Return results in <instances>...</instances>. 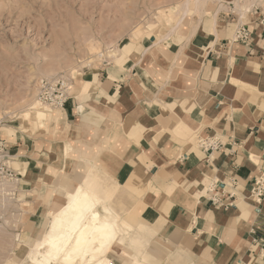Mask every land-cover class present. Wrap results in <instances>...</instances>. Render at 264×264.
Returning <instances> with one entry per match:
<instances>
[{"label": "crops", "instance_id": "obj_1", "mask_svg": "<svg viewBox=\"0 0 264 264\" xmlns=\"http://www.w3.org/2000/svg\"><path fill=\"white\" fill-rule=\"evenodd\" d=\"M206 1L216 4L128 37L72 74L64 108L36 105L11 118L3 135L15 177L0 209L15 211L4 224H39L58 195L90 175L122 215L158 226L169 260L264 264V200L251 197L264 171L259 1ZM241 22L248 43L233 40ZM199 137L222 146L204 150Z\"/></svg>", "mask_w": 264, "mask_h": 264}, {"label": "rangeland", "instance_id": "obj_2", "mask_svg": "<svg viewBox=\"0 0 264 264\" xmlns=\"http://www.w3.org/2000/svg\"><path fill=\"white\" fill-rule=\"evenodd\" d=\"M185 1L188 0H0V119L5 124L2 130H6L17 112L40 105L35 100L39 78L57 74L71 78L88 60L94 63L111 56V49L118 42L158 34L161 29L176 25L183 17ZM215 4L189 0L187 12L200 10L198 5L206 8ZM100 51L103 58L97 59ZM3 180L8 179L0 176V182ZM9 198V192H0V201L8 203ZM14 211L0 209V264H29V246L38 232L47 227V219H39V224L32 226L4 224V218ZM147 226L150 225L145 223L138 229L133 241L144 250L153 243L163 257L168 244L159 238L156 224H151L154 234L148 232ZM111 258L115 264L123 263L118 253H111ZM179 260L178 254L173 253L167 264H182Z\"/></svg>", "mask_w": 264, "mask_h": 264}, {"label": "bare ground", "instance_id": "obj_3", "mask_svg": "<svg viewBox=\"0 0 264 264\" xmlns=\"http://www.w3.org/2000/svg\"><path fill=\"white\" fill-rule=\"evenodd\" d=\"M188 2H184L182 16L187 14ZM96 55L97 59L103 58L101 51ZM90 63L88 60L87 64ZM89 176L73 188L69 186L55 198L54 208L47 209V227L38 232L27 251L29 264H115L113 252L122 256L121 264H166L173 250L168 249L169 253L162 257V251L153 243L144 250L133 241L145 223H133L122 215L112 205L114 194L104 197L89 184ZM8 182H0V191ZM148 224V232L154 234V228Z\"/></svg>", "mask_w": 264, "mask_h": 264}, {"label": "built area", "instance_id": "obj_4", "mask_svg": "<svg viewBox=\"0 0 264 264\" xmlns=\"http://www.w3.org/2000/svg\"><path fill=\"white\" fill-rule=\"evenodd\" d=\"M259 4L255 7L257 14V23L262 31H264V0H258ZM251 39V33L248 24L245 22L238 23L235 27L233 40L248 43ZM71 78L64 74H57L54 76H46L39 78L36 86V99L39 106L44 109H62L70 99L71 92ZM5 124L0 119V176L5 179L12 180L15 177V172L9 165L11 155L7 140L3 135ZM199 147L204 150H215L222 146L217 138H201L197 139ZM214 184L210 188V200L212 202H219L218 195L215 191ZM251 197L255 203L260 204L264 200V171H261L254 177L251 186Z\"/></svg>", "mask_w": 264, "mask_h": 264}]
</instances>
